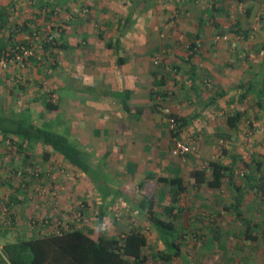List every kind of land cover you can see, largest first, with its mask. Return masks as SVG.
<instances>
[{"label": "crops", "instance_id": "1", "mask_svg": "<svg viewBox=\"0 0 264 264\" xmlns=\"http://www.w3.org/2000/svg\"><path fill=\"white\" fill-rule=\"evenodd\" d=\"M10 1H5L6 6ZM78 1H83L87 7L91 8L94 16L91 19L74 18L69 24L70 27H67L59 38L66 44L65 49L58 48L55 52L53 51L59 54L58 57L65 72L64 115L60 114V117L64 120V134L73 141H77L75 135L78 134L79 142L75 144L84 152L93 166L100 168L111 178L115 192L113 202H110V197L103 199L96 193L97 190L86 178L87 185L92 186L91 188L95 190L94 194L98 197L94 199L105 202L104 211L111 206L114 208L117 200L123 197L117 182L123 184L122 181L129 178L136 182L134 189L140 194L141 199V190L137 185L150 173L149 171H152L144 170L147 161L152 163L155 158L161 159L158 165L159 170L153 171L155 173L167 176L175 173V169L162 159L168 153L172 135L166 128L162 108L161 111L158 109L159 102H168L170 108L180 109L175 113H184L189 117V123L181 132L182 134L185 130L194 128V134L198 135L194 148L202 153L200 158L194 154V158L187 160L190 170L203 167L206 160H209L208 157H212L217 149L222 148L225 154L221 156L223 163L228 164L231 161L230 156L237 155L236 162H247L246 171H250L251 174L256 172L258 165L256 161H260L259 157L254 161L253 157L248 158V152H246L247 155H243L239 151L240 142L236 140L238 126L236 129L230 128L225 120L226 116L236 109L244 112L241 105L246 98L239 99L241 92L238 88L239 84L244 80L258 83L257 77L260 72L264 76V0H154L152 8L138 15L133 23L125 27L120 26L119 22H122L127 15L130 5L128 0ZM1 2L0 0V4ZM75 3L77 2L69 4L70 9H73ZM97 3L101 5L97 7ZM15 14L21 23L29 20L34 25L43 20L40 8L34 6L26 8L18 5ZM13 17V15L9 16L6 24L12 22ZM54 23L58 22L55 20ZM52 30L55 31V27ZM99 32L103 33L104 38L99 36ZM28 35L27 32L22 31L13 36L12 40L25 41ZM106 41L111 42L112 47H108ZM10 42L9 40L7 46ZM254 53L257 55L255 59H253ZM118 56L124 58V63L119 66L116 64ZM156 58L160 60L159 65L154 64ZM255 61L257 66H251ZM34 64L35 62H31L29 66L23 70L19 69L17 73L12 69L6 70L4 76H0V84L12 85V88H8L6 99L0 97V108L16 109L13 104L18 102L19 106L29 107L32 114H37L36 117H39L40 103L36 99L41 97V93L35 84L37 80L34 69L38 71L40 64L38 66ZM20 72L21 78H19ZM248 74H251L249 79L246 77ZM160 76H163L164 81L157 86L153 81L155 77ZM209 81L215 83L217 87L231 86L230 89L235 88L233 92L236 93L233 94V98H225L227 90L223 91V96L208 98L204 93L207 92ZM170 82L174 87L171 86L168 91ZM19 83L25 84V92L24 98L17 101L13 99V95L12 97L10 95L14 91V85ZM211 99L214 100L213 104L209 103ZM256 99L257 97L253 95L252 101L256 102ZM125 104L129 107L128 112ZM61 108L62 106L59 107V112ZM216 110L220 111L219 114L229 111L225 113V117L222 116L223 124L218 125L210 120L212 113ZM234 141L237 143L233 144ZM255 148L257 149L258 146L255 145ZM247 150L250 151V148ZM1 158L0 154V163ZM204 160L205 162L202 163ZM67 165L72 167L69 163ZM177 170L186 183L188 180L193 182L191 171L186 170L187 174H182L179 168ZM80 173L83 177L85 176L84 173ZM5 177L0 174L1 179ZM158 183L160 182L150 184L145 190L150 189L154 198L159 190V198L166 201L169 199L168 191L160 189L157 186ZM238 183L236 184L239 186ZM248 183L247 180L248 190L254 191V186L251 187ZM233 190L232 188L228 192ZM8 192L9 190L0 188V206L3 205L2 197L5 194L8 195ZM187 193L189 192L184 193L181 200ZM13 195L19 202L13 205L12 210L15 216L20 218V215L24 214V208L21 207L23 198L17 192ZM263 205L264 203L260 204L259 208ZM181 208V214L190 209L189 206H181ZM30 212L34 213V208L31 207ZM134 213L145 216L144 211L139 208ZM3 215L0 209V230L2 231L0 247L4 242L14 240L9 230L4 231L7 228ZM116 215L117 213H114L112 221L118 223L117 228H119L121 227L117 222L119 217L114 219ZM134 217L130 228L143 231L142 228L147 226L148 222L139 216ZM107 219L104 218L101 228L110 220ZM251 223L254 225L255 222L252 220ZM255 224L254 226L257 227L254 232L257 236L255 240L243 238V233L248 231V225L242 221L235 226L240 230L233 234L236 236L233 238L221 234L222 230H228L227 224L221 226L220 231L218 224H213L210 231L214 230V235L209 236L213 241L212 246L209 247L207 262L210 264H264V241L259 234V229L263 228L259 222ZM83 228L86 230L94 227L84 226ZM95 228H97L96 225ZM236 230L233 229V231ZM110 234L116 233L113 231ZM224 243L225 246L222 249Z\"/></svg>", "mask_w": 264, "mask_h": 264}, {"label": "trees", "instance_id": "2", "mask_svg": "<svg viewBox=\"0 0 264 264\" xmlns=\"http://www.w3.org/2000/svg\"><path fill=\"white\" fill-rule=\"evenodd\" d=\"M74 1L75 0H45V4H41L40 8L44 11L46 9L49 11V7L53 6L52 10L46 13L55 14L54 7L68 11L71 10L69 4ZM153 1L154 0H128L130 4L129 9L125 19L119 22L120 26L125 27L129 23H133L138 15L152 8ZM0 20L1 22H5L7 18L4 19L1 16ZM67 21H69L68 23L70 24L73 20L70 18L67 19ZM1 22L0 27L3 26ZM31 22L32 21L29 20L24 21L19 29L28 32L29 27L32 25ZM34 26H37V23H34ZM34 29H36V27L33 28L32 34H29V38L27 37L25 41H11L8 46H4V43H1L0 52L8 50L14 45L27 44L29 47L32 43L34 34L38 35V32H34ZM55 31L57 33L47 32L44 37L38 35L40 39L38 38L37 41H35L36 47L34 48V54L26 61L24 67H27L30 61L37 62V48H40L45 55L54 54L53 51L55 52L58 48L65 49L66 44L59 39L63 33H59L57 28H55ZM13 34L14 33L11 35ZM11 35L10 39H12ZM99 36L104 38L102 32H99ZM106 45L112 47L111 42L106 41ZM122 63H124V58L118 56L116 64L119 66ZM154 64L159 65V62L155 63L154 60ZM8 69L10 68H6L3 71L5 72ZM154 79L153 83L157 86H160L164 81L163 76L159 78L155 77ZM62 84L58 85L56 89L48 90L41 95L40 98L35 96L37 98L36 100L40 103L38 120L33 118L34 115L29 107L19 106L17 109L0 108L1 141L9 144L10 147H8V149L14 146L15 149L21 152L26 151L30 153L33 152L34 149L40 148L42 151V158L47 161H49L51 153H56L73 168L84 173L103 199L110 197V202H113L115 200V192L109 175L103 173L100 168L93 166L84 152L75 144V141L65 135L62 130L65 125L64 120L60 117L59 107L63 97L61 92L62 90H66V86L62 87ZM24 85L23 83H19L14 90H22ZM238 88L241 89L239 99H244L248 95L253 94L257 97L256 105L259 108L262 107V103L264 102V76L262 77V82L260 81L258 83L251 80H244L239 84ZM12 94H14V91H12ZM221 95H224L223 90L219 93V96ZM213 101L214 100L211 99L209 103L213 104ZM124 106L128 112L129 107L126 104ZM169 115L175 120L174 128L170 129L171 135L173 138H178L181 132L187 127L189 117L184 113L180 114L175 112ZM242 117L243 112L236 109L226 116L225 121L230 128L236 129ZM39 119L41 120L40 122ZM26 156H28V154H26ZM230 159L231 161L228 164L216 159H209L203 167L193 169L191 171V176L193 178L192 183L196 187L207 185V187L212 189H220L226 182L230 183L234 189L233 193L235 192L231 206L235 209L239 220L242 219L241 221L248 225V231L246 230L242 236L243 238L255 240L257 239V236L254 235L255 228H257L255 227L256 224L254 223V226L251 220H246L247 218L243 216L242 211L239 209L243 201L244 193L241 186H238L234 180L235 165L238 156L231 155ZM254 161H256V159ZM256 163H258L256 167L257 170H261V162L257 160ZM0 166L3 167L2 163H0ZM13 172L21 175L19 176L20 178L24 177V174L18 169H15ZM12 175L6 176L4 179L0 180V188H7V190H9V194H5L6 197H2L1 201L3 205L0 206L4 214V224L7 218H9L11 224H14L15 212L12 210V207L15 203L19 202L13 195L17 190L15 187L13 188L11 184L13 181L12 179H14L11 178ZM257 175L255 176V173L249 174L246 170L243 172V176L246 178V181L248 180L249 186H254L253 189H255V194L259 198L261 197L264 199V174ZM157 182L163 183V185L167 187L169 195V202L161 205L160 211L156 210V201L150 189L145 190L150 184H155ZM137 187L141 190V199L138 201V208L144 211L145 219L151 225L150 228H153L160 243V248L153 250L151 256L146 252L149 242L144 231L137 228H130L128 231L121 234H109L103 231L100 226L104 221L105 211L101 210L96 214L97 222L95 225L97 228L85 230L82 225L79 226L72 223L64 224V222L58 220L54 224L56 229L53 231L44 233L35 229L30 236H26L22 233V236H16L14 240L4 242L0 247V264H149L148 261H150V258L155 263L162 262L165 264H173L179 259H183L186 256H184V254H187L185 251H188L184 246L187 242H185V236L188 234L180 220L182 208L179 203L182 199L181 197L188 191V184L178 172L168 176L162 173H149L138 183ZM17 194L19 193L17 192ZM102 202L104 201L102 200ZM216 216L219 215L216 214ZM196 219L200 220L198 216ZM210 221H212V224H216L214 218H211ZM47 222L48 221L44 223L46 224ZM217 226L220 231V226ZM249 228L251 230H249ZM4 231L8 232V229H4ZM1 232L0 230V234ZM199 232H195V244L197 240L200 241L198 238L200 237V235H198ZM213 232L214 230H211V233L205 234L204 237L206 240L204 238L203 241H200L199 243H202L200 245L205 246L204 244L206 242V244L212 246L211 243L213 240L209 236H212ZM224 234H226V232H224ZM259 234H261L264 241V228L261 230L259 229ZM224 246L225 243L222 249Z\"/></svg>", "mask_w": 264, "mask_h": 264}, {"label": "rangeland", "instance_id": "3", "mask_svg": "<svg viewBox=\"0 0 264 264\" xmlns=\"http://www.w3.org/2000/svg\"><path fill=\"white\" fill-rule=\"evenodd\" d=\"M1 1L2 4H0V17L2 16L4 19L7 18L8 20L9 16H14L12 18L13 21L9 22L8 24H6L7 20L5 22H1L0 20V22L3 24V26L0 27V34H3L0 36V44L4 43V46H7L10 35L12 33L14 34L11 35V38L13 36L15 37L17 33H22V31L19 29V27L22 26V23L20 20H17V14H15L18 5L25 6L26 8H28L29 6L40 8L41 4H45V0H16L15 2L11 0L8 6H6L5 4L6 0ZM19 1H23V3L20 4ZM75 2L77 3L74 4L73 9L67 11L57 8L54 9L55 14L46 13L51 11V8H53V6L49 7V11H47V9L44 11L40 8L41 19H43L44 21L40 20L39 22H37V26L31 25L27 34H32L33 28L35 27L36 29H34V32H38V35L40 37H44L47 32L57 33L56 31L52 30L53 27L57 28V31L64 33L67 30V27H70L68 23L69 21H67V19L71 18L73 20L76 17H84L88 19L93 18L94 11L91 8L87 7V5L83 1L75 0ZM100 5V3H97V7H99ZM55 20L58 23H54ZM261 28H263V26H261ZM10 41L13 40L10 39ZM36 50L38 57V59L36 60L39 61H34V66H38L40 64V67L38 68V71L34 69L37 80V83L35 84L39 88L41 95H43L50 89H56L59 83L62 84L65 81V72L63 70L61 60L58 57L59 54L54 53L45 55L44 53H42V50L40 48H37ZM253 56V59L257 58V55H255V53L253 54ZM43 57H45V59ZM158 59L159 58H156L155 61ZM233 63H235V60H233ZM255 63L256 61L252 63L251 66H257V64ZM28 64L30 65L31 61ZM23 68L14 65L8 70L12 69L17 73L19 72V69L23 70ZM3 70L4 69H0V76H4L5 72ZM19 76V78L22 77L21 72L19 73ZM262 76L263 74L262 72H260L257 77L258 82H262ZM246 77H248L249 79L251 77V74H248V76ZM28 83H30V81H28ZM208 83L209 84L207 86V92L204 93L208 98H216V96L219 95L222 90H228V93L225 95L226 97L224 96L225 98H233V94L236 93L233 92L235 88L230 89L231 86H224L222 88L217 87L213 82ZM11 86L12 85L10 84H0L1 98L3 97L4 99H6V96H8V94L6 93H8L9 91L8 88H12ZM16 86L17 85L15 84L14 87L16 88ZM61 86L63 87L64 85L62 84ZM171 86L174 87L173 83L169 85V88L167 89L168 91L171 89ZM24 92V88L22 90L15 89L14 94H11L10 96L12 97L13 95V99H17V101H20L21 98H24ZM33 94H35V92H33ZM61 94L64 97L65 90H62ZM30 95H32V93H30ZM63 97L60 104V106H62L60 110L61 115H64L63 101L65 98ZM252 100L253 94L248 95L242 102L241 106L244 110V116L238 124V130L236 132L238 138L234 139H236L237 142H240V144L238 145L239 151H241L243 155H247L246 152H248V158L253 157V160L259 157L261 162V170H255V176L257 174V176H259V174H264V159H261V157H264V102L262 103V107L259 108L258 106H256V102ZM17 103L18 102L13 104L16 109L19 107ZM157 105H159L160 108L158 109L160 111L162 108V116L164 120H166V108L170 113L180 110L179 108H170L168 102L165 101H163V103L159 102L157 103ZM220 105L224 106L223 103H220ZM219 112V110L213 112L210 119L212 122L215 121V123H217L218 125L219 123H224L222 116L225 117V113L229 111H226L224 114H219ZM36 115L37 114H34V118L38 120ZM199 119L201 120V118ZM40 121L41 120L39 119V122ZM196 123H198V121ZM166 128L168 129L170 134L171 131L167 123ZM62 130L64 132V128H62ZM75 136L77 141L79 142L80 136L78 134ZM197 137L198 135L194 134V128H192L191 130H185L184 133H181L178 138L172 137L168 153H166V156H163L162 159L166 160L167 164L169 163L170 166L175 169V172H178L177 168L180 169V173L182 174H187L186 170L192 171L193 169L190 170L188 168L187 160L190 158H194V154L200 158V154L202 153L195 150L194 148V146L196 145V141L198 140ZM176 140H181L188 145L189 150L185 155L175 156L172 154V149ZM74 141L78 143L76 140ZM237 142L234 141L233 144H236ZM0 143L2 144L0 146V154L2 155L1 163L3 165V167L0 166V174H3L4 176H11L13 174L11 178L14 179H12L13 181L11 184L13 188L15 187V189L17 190L16 192L19 193V196L23 198L21 207L22 209L24 208V214L20 215V218L15 216L14 224H11L9 218L5 220V227L9 230V233L14 236V238L16 236H22V233H24L26 236H30L35 229H38L40 230V232L44 233L53 231L56 229L54 224L58 220L64 222V224L72 223L79 226H91L95 228V224L97 222L96 214L105 208V202H98L100 201V199H94V197H98L96 196V194H94L95 190L91 188L92 186L87 185V179L85 176L84 178L83 175L75 168L68 167L67 163L64 162V160H61L56 153H51L49 161H47L42 158V151L40 150V148L36 150L34 149L33 152L28 153L26 151H18L14 148V146L8 149V147H10L9 144L7 142H2L1 138ZM255 145L258 146L257 149L255 148ZM248 148H250V151L247 150ZM26 154H28V156H26ZM224 155V151H222V148H220L217 149L212 157L208 158L221 161V156ZM160 160L161 159L155 158L152 160V163H148L147 161L145 163L144 170H152L149 172L155 173L153 171L159 170L158 165L161 162ZM203 162H205V160L202 161V163ZM246 163V161H241L237 162V164L235 165L236 170L234 180L236 183L239 182L238 184L241 186L244 193L243 201L241 202L239 209L243 212V216L251 221L253 220V222L255 223L259 222L260 225H262V228H264V205L262 206L263 210L262 207L259 208L260 204L264 203V199L261 197L259 198L253 190H248L249 188L246 187L247 181L243 176L244 170L248 169ZM204 165H206V163ZM15 169L20 170L21 173L24 174V177L20 178L19 176L21 175L13 172L15 171ZM247 172L251 174L250 171ZM190 181L191 180L187 181L189 193H187L186 197L183 200H180L179 203L181 204L180 206L190 207L189 210L184 211L180 219L183 223L182 226H185V230L188 234L185 236V242H187L184 244L186 250L188 251H185L187 254H184V256H186L183 259L181 258L173 264H210L209 262H207L209 260L208 254L210 251V245L206 244L205 242V246H203L200 245L202 243L199 242L203 241V239L205 238V234L211 233L210 229L213 225L212 221H210L211 218H214L216 220V223L220 227L225 226L226 224L228 225V230L224 231L221 229L222 235H227L228 238L236 237L233 236V234L235 235L237 232H239L240 229L235 226H237V224H239L241 221L237 217L235 209L233 208V206H231V204L233 203L235 192H228L232 189V185L228 182H226L220 189H212L207 187V185L196 187ZM122 182L123 184H120L119 182H117V184L122 190L123 197H120L117 200L116 206L114 208L113 206H111L110 208L105 209L106 213L104 215V218H108L110 220L107 219L108 222H105L104 227L102 226L103 228L101 229L109 234L113 231L116 234H121L128 230V228H130V225H132L131 223L133 222V219H135L134 216H139L142 218V220H146L145 216L139 215V213H134L135 210H138V201L140 200V194L138 192L136 193L134 189L136 187V182L131 178L126 179ZM162 185L163 184L158 183L157 186H159L160 189L163 188L164 190H166L165 192H167V188L165 186L162 187ZM243 188L245 189V191ZM2 190L7 189L2 188ZM159 197L160 191L158 190L156 192L155 198V207L158 211L161 210V205L169 202V199L165 201L163 199H160ZM31 207L34 208V213L30 212ZM114 213H117L116 217L114 218L115 220L117 219V217H119V219H117V222H119V224L121 225V227L119 226V228H117L118 223H114L112 221ZM216 214H218L219 216H216ZM197 216L200 220L196 219ZM46 221L48 222L45 224L44 222ZM150 226L151 225L148 223V225L144 226L142 230L145 232L149 242L146 252L151 256L153 250H157L158 248H160V243L156 233H154L153 228H150ZM115 227L116 229H114ZM234 228L237 230L233 231ZM197 231L201 232L198 233V235H200V237H198L200 241L197 240L196 243L198 245L195 244L196 240L194 239L195 232ZM224 232H226V234H224ZM148 263L165 264L162 262L155 263L151 258Z\"/></svg>", "mask_w": 264, "mask_h": 264}, {"label": "built area", "instance_id": "4", "mask_svg": "<svg viewBox=\"0 0 264 264\" xmlns=\"http://www.w3.org/2000/svg\"><path fill=\"white\" fill-rule=\"evenodd\" d=\"M39 38L38 35L34 34L33 40L29 47L26 45H14L10 49L0 52V69L11 68L14 65L20 66L23 68L26 64V61L34 54V48L36 47L35 41ZM40 39V38H39ZM160 60H156L155 63H158ZM166 114V123L170 129H173L175 126V120L170 116L168 109H165ZM189 150L188 145L181 141L176 140L172 149V154L175 156L183 155Z\"/></svg>", "mask_w": 264, "mask_h": 264}]
</instances>
